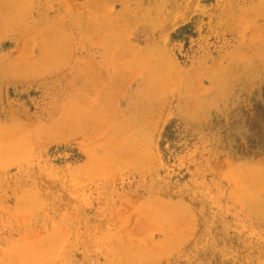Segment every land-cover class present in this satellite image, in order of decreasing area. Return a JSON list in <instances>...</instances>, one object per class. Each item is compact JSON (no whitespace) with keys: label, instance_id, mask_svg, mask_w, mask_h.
Returning a JSON list of instances; mask_svg holds the SVG:
<instances>
[{"label":"rangeland","instance_id":"1","mask_svg":"<svg viewBox=\"0 0 264 264\" xmlns=\"http://www.w3.org/2000/svg\"><path fill=\"white\" fill-rule=\"evenodd\" d=\"M0 264H264V0H0Z\"/></svg>","mask_w":264,"mask_h":264}]
</instances>
